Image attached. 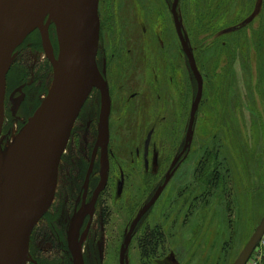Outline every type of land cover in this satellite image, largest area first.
Wrapping results in <instances>:
<instances>
[{
	"label": "rangeland",
	"instance_id": "1",
	"mask_svg": "<svg viewBox=\"0 0 264 264\" xmlns=\"http://www.w3.org/2000/svg\"><path fill=\"white\" fill-rule=\"evenodd\" d=\"M172 1L99 3V56L107 60L112 99L111 173L131 176V170L135 172L131 160L137 159L136 151L139 155V177L133 174L134 187L128 185L139 204L124 208L115 192L109 191L101 199L107 220L102 221L96 213L94 223L82 236L96 243L99 264H118L121 235L151 194L138 181L146 180L149 170L157 174V183L163 181L184 144L196 82L176 42ZM257 1L260 15L243 27ZM192 2L182 0L177 6L184 39L203 84L191 142L163 194L140 222L125 264H232L264 217V0H228L225 8L222 6L229 10L223 15L226 26L216 28L211 22L194 19ZM219 16L218 12L215 21ZM239 26L243 28L236 30ZM142 28L146 34H154L150 67L141 58L148 54V47L142 46L147 42L140 35ZM51 37L55 47L54 33ZM17 52L8 81L11 88L25 85V97L17 113L19 123L13 121L7 105L9 141L17 125L32 116L52 82V68L40 38L30 35ZM95 99L93 96L91 101ZM96 109L100 118L101 100ZM147 135H151V143L143 157ZM66 214L57 221L50 214L52 223L38 239H56L54 228L66 227L69 212ZM155 228L165 239L156 257L147 258L137 249L136 241Z\"/></svg>",
	"mask_w": 264,
	"mask_h": 264
},
{
	"label": "water",
	"instance_id": "2",
	"mask_svg": "<svg viewBox=\"0 0 264 264\" xmlns=\"http://www.w3.org/2000/svg\"><path fill=\"white\" fill-rule=\"evenodd\" d=\"M173 0L170 14L180 48L187 58L196 82V96L190 107L181 152L173 159L164 182L131 223L125 250L139 219L154 205L173 175L176 162L187 152L195 115L202 97V78L177 18ZM99 0H0V264H23L28 254L30 235L51 207L57 186L58 167L73 125L93 89L98 90L101 115L96 146L108 142L110 100L107 86L97 65L100 22ZM257 7L245 23L251 22ZM57 39L54 55L48 26ZM34 31L40 33L42 51L52 68L50 88L34 113L18 130L10 144L2 147L6 76L13 53ZM16 107L12 108V115ZM150 136L147 137V149ZM18 161L15 185L10 169ZM83 211L75 213L66 233L73 264H82L78 239ZM264 232V217L232 264H246ZM124 254L120 256L123 264Z\"/></svg>",
	"mask_w": 264,
	"mask_h": 264
},
{
	"label": "flooded vegetation",
	"instance_id": "3",
	"mask_svg": "<svg viewBox=\"0 0 264 264\" xmlns=\"http://www.w3.org/2000/svg\"><path fill=\"white\" fill-rule=\"evenodd\" d=\"M181 1L182 0H179L178 4ZM99 3H100V0H99ZM98 14H99V5H98ZM99 22H100V19H99ZM142 24L144 25V23ZM53 33L56 39L54 26L50 24L48 26V36H49V40H50L54 55L56 56L58 45H57V39H56V43L54 47L53 38L51 37ZM32 34L36 35V39L37 37L38 39L41 38L39 37L40 33L38 31H34L30 35ZM140 35L141 36L143 35V39H145V41L147 40V42H142V46L144 48L148 47V54L147 55L141 54V58L145 60L147 67H150L152 63L151 59L153 56L152 53H153V46H154L153 44L154 34H151V35L146 34V30L142 28V34L140 33ZM145 35L147 38H145ZM175 36H176V42L180 46L176 33H175ZM100 41H101V38L99 34L98 51L96 55V65H97L98 71L103 81L105 82L107 86V76H108L107 75V60L105 58L100 59V56H99ZM17 49L13 53V57H15L14 61L16 60L17 55H18ZM138 56H140L139 52H138ZM13 62L11 66L13 65ZM9 71L6 76V86H5V96H4V122L2 125V131H1V139H2L3 146L7 145V141H9L8 139L11 134V127H7V123H5L7 105H9L8 108H10L11 106V110L12 108L16 107L15 114L12 115V117H13L14 122L19 123L21 122V120L19 117H17V113L25 97L24 93H22V90L25 88V85L21 84L17 87L11 88V84L8 81ZM107 90L109 93V100H110V113L108 117V142L106 146L105 144H102L101 146H96L97 136H98V127H99V121H100L99 116H97L96 106L97 105L99 106L100 94L98 90L93 89L89 97L87 98L86 102L84 103L83 107L81 108L78 114V117L73 125L70 138L68 140L67 146L65 148V151L59 163L58 175H57V186L55 190L53 203L51 207L49 208L47 214H45L43 218L38 222V224L34 227L30 235L29 244H28V254L23 264H73V259L69 251V248H68V239H66V233L69 228L73 215L79 211H83V214H84L83 222L80 228V237L78 239L79 252L81 255V259H82V264H99L97 256L95 255V252H97L96 243H90V239L83 240L82 236L85 234L87 229L90 226H92V224L94 223L93 218L96 213L99 214L100 218H102V221L107 220L108 211H107V208H103L101 199L104 198V195L106 193H108L109 191H113L115 192V197L118 203H120L122 207L124 208H126L127 206H133L134 204L138 203V201L135 200L130 195L131 193L128 191V185L134 187L135 180H134L133 174L136 173V176L139 177V174L136 170L137 159L139 156L137 151L135 152L136 154L134 155L135 158L137 159L131 160L132 164H134L133 169L135 170V172L131 170L132 171L131 176L130 175L125 176L123 172L122 173L118 172V174L114 176L110 170L111 168V165H110L111 163L110 120L112 117L111 115V104H112L111 100L112 99H111V95H110L108 87H107ZM93 96L97 98L94 100V102L91 101ZM22 125L23 123L21 125L19 124L17 125L18 126L17 131L21 128ZM148 136H150V139H149L147 149H145V143H146ZM150 143H151V135H147L144 141V145H143V153H142L143 157L147 156ZM83 148H84V152L82 151ZM67 154H68V157H67ZM183 156L176 162V164L174 165L173 171L176 169V167H179L181 165L183 161ZM148 169H149V166H148ZM165 175H164L163 181L161 182L159 181L157 183L156 182L157 174L154 172H150L149 170L148 178L146 180L142 178L140 182L138 181V183L141 186H144L145 190L150 189L149 192H151V194H148L150 196L148 197L147 201L143 203L142 207L145 204H147L153 198L156 192L160 189V187L162 186L164 182ZM131 178L133 182L131 181ZM145 185L148 187L145 188ZM166 187L164 188V190L166 189ZM164 190L162 191V193L160 194L156 202L159 200ZM65 195H68L67 196L68 198L65 197ZM156 202L154 203V205L156 204ZM154 205L151 206V208L139 219L137 225L135 226L131 234V239L129 240L126 250H125V243H126V236H127L129 227L142 207L139 208L137 213L133 216L132 220L127 226L126 231L122 233L121 240L119 242L118 264H120L119 260L122 254H124L123 264H125V258L131 249L133 240L136 238L138 234V231H139L138 228H139L140 222L144 219V217H146L149 214V212L154 207ZM66 212L67 214L69 212V215L66 214L67 215L66 216V220H67L66 227L63 225H59L58 228L57 226H56V229L54 228V230L56 231L54 234L56 235V239H38L39 235H42L45 232L44 228L47 229L49 227L48 225H51L52 223L50 222V219L53 217H50L49 216L50 214H53L54 218H56V221H57L58 219L64 217ZM145 233L146 231L143 232V234L141 235L139 239H142ZM163 238L165 239L164 234H163ZM82 242H84V244H82ZM136 247L137 249L140 248L139 242L137 241H136ZM159 247L160 246H158V248ZM144 257H147V258L156 257V251Z\"/></svg>",
	"mask_w": 264,
	"mask_h": 264
},
{
	"label": "trees",
	"instance_id": "4",
	"mask_svg": "<svg viewBox=\"0 0 264 264\" xmlns=\"http://www.w3.org/2000/svg\"><path fill=\"white\" fill-rule=\"evenodd\" d=\"M226 2H228V0H193L192 4L191 5L189 4V5L191 6L190 7L191 10L195 14L194 19L196 18V20H200L202 22L206 21V23L211 22L209 23L211 24L210 26H214L216 28V27L226 26V24H224V22L227 21L224 19L226 18V16L225 17L223 16L225 13L227 14L229 11L227 10V7L226 9H223ZM189 3H191V1ZM218 12L220 16L218 20L215 21L214 18H217L216 15L218 14ZM258 15H260V10H258V13L254 17V19ZM215 22L217 25L215 24ZM250 23L244 22L243 27L245 26L247 27ZM243 27L239 26L236 28V30L243 28ZM163 239H164L163 233L158 228L146 231L145 235L142 237V239L139 242L142 256H148L149 254L154 253L157 250L158 246H160V244L163 242Z\"/></svg>",
	"mask_w": 264,
	"mask_h": 264
},
{
	"label": "built area",
	"instance_id": "5",
	"mask_svg": "<svg viewBox=\"0 0 264 264\" xmlns=\"http://www.w3.org/2000/svg\"><path fill=\"white\" fill-rule=\"evenodd\" d=\"M264 261V233L258 243L256 250L247 264H261Z\"/></svg>",
	"mask_w": 264,
	"mask_h": 264
},
{
	"label": "bare ground",
	"instance_id": "6",
	"mask_svg": "<svg viewBox=\"0 0 264 264\" xmlns=\"http://www.w3.org/2000/svg\"><path fill=\"white\" fill-rule=\"evenodd\" d=\"M8 144V143H7ZM18 161H15L12 163L11 165V169H10V174H11V178L13 180V185H15L16 181H17V177H18Z\"/></svg>",
	"mask_w": 264,
	"mask_h": 264
}]
</instances>
